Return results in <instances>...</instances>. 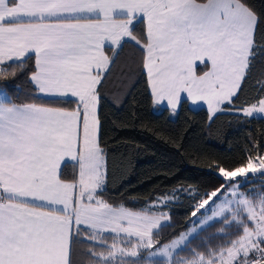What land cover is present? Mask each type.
Here are the masks:
<instances>
[{
    "label": "snow or ice",
    "instance_id": "6c2138e0",
    "mask_svg": "<svg viewBox=\"0 0 264 264\" xmlns=\"http://www.w3.org/2000/svg\"><path fill=\"white\" fill-rule=\"evenodd\" d=\"M125 45L154 104L264 119V86L236 103L264 75L252 0H0V264H264V141L139 210L104 199L98 106ZM181 196L184 230L154 239Z\"/></svg>",
    "mask_w": 264,
    "mask_h": 264
},
{
    "label": "trees",
    "instance_id": "16d2710c",
    "mask_svg": "<svg viewBox=\"0 0 264 264\" xmlns=\"http://www.w3.org/2000/svg\"><path fill=\"white\" fill-rule=\"evenodd\" d=\"M252 2L257 10L264 9V0ZM260 36L258 33L257 38ZM139 60L136 50L125 45L104 80L98 106L99 140L107 152L108 191L104 199L132 210L142 208L144 201L171 196L174 188L197 185L201 177L196 169L206 158H239L246 155L243 149L264 141V119L259 115L246 120L225 110L210 119L204 107L191 108L186 100L175 114L165 106L154 107L145 75L138 72ZM261 86L264 75L257 67L236 103L256 96ZM181 200L183 203L169 206L173 209L172 225L162 228L154 239L165 241L171 238L169 233L183 229L193 209L185 210L188 201L183 196ZM74 259L81 258L76 255Z\"/></svg>",
    "mask_w": 264,
    "mask_h": 264
},
{
    "label": "crops",
    "instance_id": "0c3cea01",
    "mask_svg": "<svg viewBox=\"0 0 264 264\" xmlns=\"http://www.w3.org/2000/svg\"><path fill=\"white\" fill-rule=\"evenodd\" d=\"M145 78H146V75H145ZM150 96H151V95H150ZM151 100H152V97H151ZM186 102L188 103V105H189L191 108L204 107V108L206 109V111H207V105H206V104H203L202 102H201V103H198V104H196V105H193L190 101H187V100H186ZM152 103H153V100H152ZM58 106H59V105H58ZM62 106H64V105H62ZM153 106H154V107L165 106V107L169 108L168 105H167V103H166V101H165V102H162V103H160V104H154V103H153ZM64 107L74 108V107H75V104H72L71 106H64ZM207 114H208V116H209L208 111H207Z\"/></svg>",
    "mask_w": 264,
    "mask_h": 264
},
{
    "label": "rangeland",
    "instance_id": "374dc122",
    "mask_svg": "<svg viewBox=\"0 0 264 264\" xmlns=\"http://www.w3.org/2000/svg\"><path fill=\"white\" fill-rule=\"evenodd\" d=\"M256 115H259V114H256ZM242 190V189H241ZM135 211V210H134ZM156 212H157V214H159V212H161V211H158V210H156ZM181 230H184V229H181ZM170 239V238H169ZM168 240V239H167ZM167 240H165L164 242H167ZM108 243L109 244H111L112 243V239H109L108 240ZM122 246H125V247H127L126 245H122ZM102 249H98V251H101ZM103 251H106V250H103ZM145 264V263H144Z\"/></svg>",
    "mask_w": 264,
    "mask_h": 264
}]
</instances>
